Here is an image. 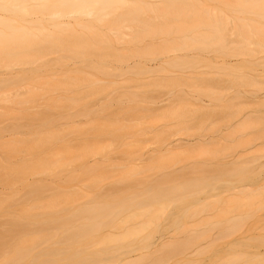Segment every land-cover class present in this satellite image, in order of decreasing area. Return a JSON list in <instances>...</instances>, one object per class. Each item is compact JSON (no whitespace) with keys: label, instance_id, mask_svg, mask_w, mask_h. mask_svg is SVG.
Instances as JSON below:
<instances>
[{"label":"rangeland","instance_id":"rangeland-1","mask_svg":"<svg viewBox=\"0 0 264 264\" xmlns=\"http://www.w3.org/2000/svg\"><path fill=\"white\" fill-rule=\"evenodd\" d=\"M235 1L238 0H193L196 8L210 12L209 17L217 15L222 20L217 25L223 28L218 33L222 35L219 39V42L222 40L221 45L216 43L213 47L201 48L196 44L180 51L166 50L163 44L167 39L169 42L189 39L182 34L186 32L164 27V31L147 36L143 41L147 44V52L135 54L136 46L124 44L125 40L129 42V38H133H126L133 35L131 29H123L129 30L126 37L124 34L127 32L122 34L119 29H112L125 37V40L119 37L118 41V34L113 36L112 30L110 34L104 28L106 34L117 37L114 50L128 55L123 60L108 58L106 66L110 72L91 77L92 86L88 85L87 76H82L81 72L74 73L73 70L80 67L78 63L76 65L78 59H75L76 62L66 63L69 64V72L70 69L73 71L69 75L79 77L76 80L72 77L74 88L63 91L53 86L54 91L47 89L52 84L49 76L46 77L48 80L41 78L44 83L49 82L48 87L36 93L27 87L37 81L22 82L6 94H0V140H8L0 147V157L3 155L0 163L19 165L31 162L29 170L20 171V175L14 176L6 171L1 176L4 179L0 181V198L23 197L14 205L19 212L20 209L34 207L35 199H31L28 186L31 182L43 186L38 192L41 203L51 198L60 202L71 193L72 204H77L90 196L114 195L126 190L128 182L116 180L123 170H143L144 174L139 178L154 179L183 173L200 164L205 168L218 164L230 168L242 166L255 177L253 180L247 178L244 187V183L235 180L233 189L221 188L194 196L197 202L190 209L205 208L185 218L179 228L169 226L167 219L176 212L178 214L181 206L177 207L176 203L166 205L158 220L159 228L152 234L153 244L147 256L157 260L158 264H226L235 250H230L231 241L247 235L264 234V102L259 99L264 93V18H257L259 25L263 24L259 26L261 34L248 31L250 26H234L236 22L251 25L256 19L249 12L231 13L232 9L227 5ZM131 2L127 0L128 4ZM145 2L159 9L163 3L162 0ZM237 17L242 20H237ZM70 19L73 18L61 17L59 23L62 26L78 25ZM162 20L158 19L159 25L168 26L166 18L162 17ZM177 23L178 20H170L171 25ZM184 25L191 23L186 21ZM214 25L211 22L200 24L194 32L196 35L213 34L214 31L206 27ZM260 38L263 40L261 46ZM238 47L242 49L238 50ZM175 54H183L182 57L190 63L180 66L161 64V68L156 64L159 58L169 59ZM240 59H248L251 66L232 68L228 65L229 61L235 64ZM135 64L146 66L147 73L133 74L131 70ZM10 68H1L0 77L27 67L15 61L11 62ZM52 68L50 72L56 71V67ZM51 76L54 80L57 75ZM55 100L62 106L53 102ZM51 102L60 107H53ZM46 118L52 124L48 128L55 127L52 130L60 132L61 139L43 151L33 153L27 150L26 143V149H23L20 139L26 142ZM13 137L23 148L15 145V150H11L16 142L12 143ZM81 144L91 148L92 152L84 153ZM19 147L21 150H17ZM38 158L45 162L36 164ZM86 167L91 172L81 174ZM102 172L105 179L100 187H95L91 180ZM82 194L86 197L80 196ZM59 208H65V203H60ZM6 219L1 216L0 224ZM219 219L224 222L217 225L215 222ZM234 221L239 225L233 232L225 233L224 228ZM194 227L200 236L185 245L182 252L167 248L177 238L187 237ZM239 248L238 251L241 250ZM251 249L254 248L245 247L244 252L254 255ZM255 250H264V245ZM200 251L202 253L199 254ZM138 254L132 251L129 256L140 261ZM257 264H264V259Z\"/></svg>","mask_w":264,"mask_h":264},{"label":"bare ground","instance_id":"bare-ground-1","mask_svg":"<svg viewBox=\"0 0 264 264\" xmlns=\"http://www.w3.org/2000/svg\"><path fill=\"white\" fill-rule=\"evenodd\" d=\"M131 1L128 0V3L131 2L128 4L127 0H0V69L11 70L10 64L15 61L27 67L16 73L11 72L9 76L7 75L8 77H0V94H6L10 89L17 88L22 82L37 81L38 86L33 83L34 88L33 85H30L32 87L27 85V89L32 88L30 92L36 93L48 87L49 82L45 81V84L44 79L42 81L41 78L45 77V80H48L49 76L52 87L47 89L52 90L53 86L56 90L63 91L70 87L74 88L73 79L76 80L79 77L74 76V78L71 74L69 75L72 69L69 72V64L66 65V63L76 62L75 59H78L76 65L78 63L80 67L75 65L79 69L73 68L74 73L81 72L82 76H87V83L92 86L91 77L108 74L109 70L107 71L106 66L108 58L123 60L128 55V53L114 50L117 37L118 41L125 40L124 38L129 34V30L124 31L126 28L133 32V35L129 34L126 38L129 36L133 38H129L132 42L125 40L124 44L136 46L135 54L147 52V44L143 43L147 36L152 37L154 33L172 27L179 32H186L182 34L188 36L189 40L169 42L167 39L163 44L166 50L180 51L196 44L201 48H210L216 43L221 45L222 40L219 42V39L222 35L219 36L218 33L223 28L217 25L222 23V20L218 19L217 15L214 16L215 18L209 17L210 12L196 8L193 0H188V3L183 0H162L160 9L155 5L149 6L145 0ZM227 6L232 9L231 13H253L256 18L253 24L236 22L234 26H250L248 31L261 34L259 26L263 24L259 25L260 21L257 18H264V0H238ZM64 16L73 18L74 24L78 23V25H60V18ZM84 17L86 18L82 19ZM162 17L166 18L165 22L168 26L159 25L158 19L162 20ZM173 19L178 20L177 25L170 24V20ZM237 20L241 21L242 18L237 17ZM186 21L191 25L185 26ZM210 22L215 25L205 27L214 31L213 34L196 35L194 31L200 24ZM104 28L110 34L112 29H119L122 34L127 33L122 38L123 35L118 34L119 31L112 30L113 36L118 34L115 39L112 35H108L109 33L106 34ZM262 41L260 38V46ZM182 56L183 54H175L169 59L159 58L156 64L160 68L163 64L188 65L189 60ZM233 63L229 61L228 65L232 68L251 66L248 59L236 60L235 64ZM52 67H56V71L50 72L49 69ZM145 67L136 65L131 72L135 75H144L147 73V67ZM51 75H57L60 78L55 76L58 78L57 81L55 78L52 80ZM36 86L38 89H35ZM252 96L256 98L257 94ZM259 99L264 102V93ZM59 104L56 106L53 103L52 106L60 107ZM49 123V119L46 118L32 137L27 139L28 142L20 139L24 148L19 144V140L13 137L14 139H11L13 142H10L18 143L15 142L11 150H15V145L23 149L27 148L33 153L50 149L61 139V133L54 132L52 129H56L55 127L49 129L48 125H52ZM6 141L8 140H2V142L0 140V147L5 145ZM81 145L84 153L92 152L91 148ZM21 147L17 150H21ZM1 157L0 160L3 159ZM44 162L43 158H38L36 164ZM29 165L31 162L19 165H4L1 162L0 181L4 179L1 176L6 171L14 176L20 175V171L29 170ZM203 166L204 164H200L195 169H188L186 174H184L186 171H183V173L177 172L154 179L139 178L141 174H144L143 170H123L124 172H120L116 180L128 182L129 186L126 190L114 195L90 196L77 204H72L71 193L63 201L59 202L57 198H51L41 203L38 192L43 186L38 182H31L28 186L32 194L31 199H35L34 207L31 208L33 210L16 211L14 205L20 203L23 197L0 198V217L7 218L6 222L3 221L0 224V264H141L140 261L144 264H158L157 260L147 256V251L152 248V234L159 228L158 220L166 205L176 203L177 207L181 206L178 214L176 212L177 215L174 214L167 219L169 226L179 228L185 218L191 214L196 215L205 208L203 206L190 209L191 205L197 202L196 198L193 199L194 196L221 188L233 189L235 180L240 184L244 183L242 184L244 187L247 178H255L242 166L232 168L225 164L207 168ZM90 172L91 169L86 167L81 174ZM104 179L105 175L102 172L91 182L95 187H100ZM80 196L86 197L84 194ZM60 203H65V208H59ZM223 222V219H219L215 223L219 225ZM238 223L234 221L223 230L225 233H231L239 225ZM197 230L194 227L187 237L177 238L167 248L182 252L185 245L200 236ZM260 245H264V234L247 235L231 241L230 250H235L232 253L233 257L226 264L260 263L264 259V250H255ZM245 247L254 248L251 251L255 254L245 253ZM238 248L241 250L238 251ZM132 251H136L137 254L140 252L137 255V257L140 256V261L130 258L129 254Z\"/></svg>","mask_w":264,"mask_h":264}]
</instances>
